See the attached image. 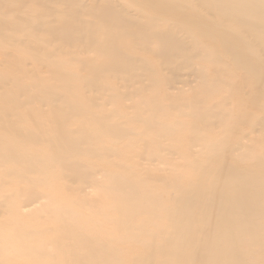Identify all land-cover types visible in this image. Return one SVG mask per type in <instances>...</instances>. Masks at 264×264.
Listing matches in <instances>:
<instances>
[{
  "label": "rangeland",
  "instance_id": "rangeland-1",
  "mask_svg": "<svg viewBox=\"0 0 264 264\" xmlns=\"http://www.w3.org/2000/svg\"><path fill=\"white\" fill-rule=\"evenodd\" d=\"M212 11L0 0V264H264V35Z\"/></svg>",
  "mask_w": 264,
  "mask_h": 264
},
{
  "label": "bare ground",
  "instance_id": "bare-ground-1",
  "mask_svg": "<svg viewBox=\"0 0 264 264\" xmlns=\"http://www.w3.org/2000/svg\"><path fill=\"white\" fill-rule=\"evenodd\" d=\"M195 2L196 3L198 2L199 8H201L204 11L207 10L206 13L212 14V15H213V11H212L213 8H218L219 12L222 11V13H225L224 12L225 9L231 11L232 9H236V8H240V9L245 8V9H247V11L252 16H254L253 18H255V19H251V20H248L246 22H241V23L244 24L245 28L256 30V31H258V33H261L262 35H264V11L261 9L260 6L256 7V6L252 5L251 4V0H195ZM228 16H231V14L227 15L226 17H228ZM154 36L157 37V41L160 44H163L161 41L158 40L159 35H154ZM175 45H179V43L176 42ZM167 46L173 47L172 45H166L165 47H163L162 50L169 51ZM230 50L234 54V51H233V49L231 47H230ZM1 108H3L2 112H6L9 109L8 106H7V103H3ZM37 132L38 133L40 132L39 129L37 130ZM24 139H28V138H24ZM19 140H21L20 136H19ZM18 146L22 147L23 144L19 143ZM15 151H16L15 148H13V150L10 151L12 157H15ZM220 179L222 180V185H225V183L228 181L227 180L228 179L227 176H222V177H220ZM222 185H221L220 189H222ZM235 185H237V196H235L236 197L235 201L237 203L233 204V207L238 205V206H240L242 208L243 211H245L251 205L249 197H251V194L253 192L252 191V186H254V185L252 183H250L249 184V188H248V183L244 184V181L236 182ZM214 205H215V203H211L210 207L214 208ZM229 208H231V207L229 206ZM222 209L223 208H220V209L218 208L217 211L220 212ZM189 215L186 214L185 212L181 211V212H179L177 214L176 219L186 220L187 221V220H189L191 218ZM225 215H226V213H225ZM225 215L224 216L223 215H218L221 218V220L213 223V225L220 226L222 220L225 219ZM213 219L216 220L217 217L213 216ZM180 224L181 223H179L177 225V229H178V233L180 234L179 240H180V242H182L183 239H184V236H185V234H186V232L188 230H186L185 227L180 225ZM222 228L227 229L225 226H222ZM214 234H216V233H213L211 235V238L208 237L209 238L208 240L213 241L211 239H216V236ZM64 236L67 239H71V235L68 232H66V231L64 232ZM81 244L83 246V243H81ZM102 248L103 249H107L106 243L102 244ZM172 248L175 250V252H177L178 249L182 250V246L180 244L179 245L178 244L177 245H173ZM95 249L96 248L92 244L88 243L85 248L81 249V251H82L81 253H77L76 250H73L71 252L72 255H73L71 261H67L65 264H91L90 261L92 259H94L95 257H97L96 255L98 254V253H94L96 251ZM213 255L217 258L218 264H228V263H230V261L224 259V256L226 255V253H224V251H221V249H216L214 253L212 251V253L209 256L213 258ZM111 256H113V255H111ZM113 257H115V255ZM207 257H205V258H207ZM205 258L203 256L204 260H205ZM149 260H151V256L148 257V261ZM140 262H141V264H144V263L147 264L146 263L147 260H144V259L142 261H140ZM50 263L51 264H61V262H60V260L58 258H54V261H52ZM204 263H206V262H204ZM32 264H35V262L33 261ZM96 264H99V263H96ZM148 264H150V263H148ZM198 264H202V262H198Z\"/></svg>",
  "mask_w": 264,
  "mask_h": 264
}]
</instances>
